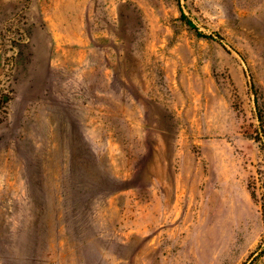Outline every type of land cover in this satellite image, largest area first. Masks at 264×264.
<instances>
[{
    "label": "rangeland",
    "instance_id": "obj_1",
    "mask_svg": "<svg viewBox=\"0 0 264 264\" xmlns=\"http://www.w3.org/2000/svg\"><path fill=\"white\" fill-rule=\"evenodd\" d=\"M0 264H264V0H0Z\"/></svg>",
    "mask_w": 264,
    "mask_h": 264
},
{
    "label": "trees",
    "instance_id": "obj_2",
    "mask_svg": "<svg viewBox=\"0 0 264 264\" xmlns=\"http://www.w3.org/2000/svg\"><path fill=\"white\" fill-rule=\"evenodd\" d=\"M250 194H251V197H252L254 200H257V194L255 193L254 190L250 191Z\"/></svg>",
    "mask_w": 264,
    "mask_h": 264
}]
</instances>
